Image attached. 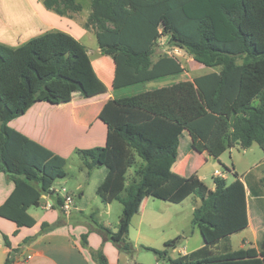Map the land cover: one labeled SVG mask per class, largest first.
Wrapping results in <instances>:
<instances>
[{
	"label": "trees",
	"instance_id": "1",
	"mask_svg": "<svg viewBox=\"0 0 264 264\" xmlns=\"http://www.w3.org/2000/svg\"><path fill=\"white\" fill-rule=\"evenodd\" d=\"M41 1L61 16L84 9L83 0ZM90 3L84 26L95 32L101 53L112 57L114 90L186 71L175 55L165 52L156 58L161 40L164 46L186 51L195 61L216 69L193 80L115 97L103 105L98 116L108 129L105 145L75 151L87 166L106 168L96 191L102 202L119 201L123 207L117 231L97 223L101 234L130 254L134 246L129 230L144 198L180 204L194 195L200 202L193 211L192 228L200 230L204 245L172 258L180 235L163 249H152L158 260L264 264V234L259 248L236 250L230 240L249 226L247 193L261 196L264 177L247 183L234 171L231 182L214 177L212 189L196 174L182 175L164 167L176 160L185 133L195 152L216 159L237 145L258 144L264 152V0ZM83 68L92 72L85 45L62 30L46 31L17 47L0 43V172L15 184L0 206V216L18 227L34 226L36 220L28 209L40 206L42 195L67 177L68 160L8 123L36 102L57 104L70 101L72 90L92 92L77 76ZM131 168L134 175L128 181ZM91 254L98 264H110L102 249ZM14 255L4 264H13Z\"/></svg>",
	"mask_w": 264,
	"mask_h": 264
},
{
	"label": "crops",
	"instance_id": "2",
	"mask_svg": "<svg viewBox=\"0 0 264 264\" xmlns=\"http://www.w3.org/2000/svg\"><path fill=\"white\" fill-rule=\"evenodd\" d=\"M84 24L82 25L73 16H61L47 9L41 0H0V43L11 47H17L31 38L51 30L68 32L79 41L82 35L81 26L85 28ZM101 55L103 54L101 53ZM90 63L93 74L98 79H103L102 75L94 70L91 58ZM158 82L160 83L159 80ZM158 82H149L148 84L150 85L148 86H153ZM165 85L167 84L161 81L159 87ZM124 93L126 92L122 89H112L107 92L97 93L88 92L87 94L72 90V98L70 101L57 104L46 101L36 102L23 115L12 119L8 124L10 127L45 146L54 153L68 158L75 154L76 149H87L105 145L108 129L107 125L99 119V112L109 99L123 96ZM187 136L191 140L188 134ZM179 147L177 149V155ZM192 152L195 151L193 150ZM192 154L193 153L184 154V157L187 158L188 165L193 158ZM202 154L208 155L207 152H203ZM174 163L175 161L171 162V164H173V169L177 172L178 169L181 168V163L177 166H175ZM234 171L237 172L235 167L229 172L233 173ZM184 172V175L188 176L187 166ZM224 172H226L225 178L228 179L229 172ZM106 174L107 171L105 170L104 173H102V180L105 178ZM196 175L205 182L206 176H200L198 173ZM213 176L216 177L214 174ZM241 179L243 180L242 177ZM56 183L61 184L58 181H56ZM99 184L96 186V191ZM208 186L214 189V185ZM14 188L15 184L11 178L5 172H0V206L9 198ZM76 188L81 189L80 196L83 199L85 197V191L82 185L79 184ZM249 196L250 192L248 191L247 207L249 226L247 228L253 226L248 202ZM146 198L150 199L153 197ZM44 202V199H42L40 206L28 209V212L36 220V223L32 227H18L14 221L0 216V264H4L6 259L12 254H15V261L13 264H98L91 254L92 250L98 249H102L110 264H147L137 260L138 258H134L131 253L120 251L110 239L105 238L101 234L99 226H97V223H99L107 227L105 223L96 220L87 222L85 219V206L79 205L76 202L75 208L71 213L65 214L60 207H54L52 209L44 207ZM114 202L115 201L108 204L102 203L105 205L104 208L107 214H111L113 208H117ZM151 206L153 207V203H151ZM95 207L96 209L90 213L91 217L94 215L99 216L101 212L100 207ZM139 210L134 216V218H139L138 227H134L133 218L129 230V240L136 247L138 243L147 245L145 242L147 230L143 229V226H145L144 215ZM151 213L152 214L148 215L149 218H152L151 225L158 224L159 226L166 222L164 221L166 219L160 216L159 213L155 211ZM120 217L121 215L119 216V221ZM119 221L117 222L118 224ZM260 223L262 227L261 233L264 234V221ZM118 224L117 226H112L110 229L114 232L117 231ZM44 225L45 230L43 231ZM148 225H150V223ZM196 229L198 228H192L194 234ZM253 232L255 242L244 238L242 247H260L263 236L259 239V232L255 229ZM27 239L29 240L24 242ZM203 245L204 242L199 243L195 248L189 250H187L185 246H177L171 251L170 255L172 258H176L179 255L190 253ZM17 248L19 252L15 253ZM174 253L177 255H173ZM29 255H31V257L27 259ZM19 258L25 260H18Z\"/></svg>",
	"mask_w": 264,
	"mask_h": 264
},
{
	"label": "rangeland",
	"instance_id": "3",
	"mask_svg": "<svg viewBox=\"0 0 264 264\" xmlns=\"http://www.w3.org/2000/svg\"><path fill=\"white\" fill-rule=\"evenodd\" d=\"M84 9L81 12L72 14V16L78 20L82 25L88 18L91 9L90 0H83ZM82 35L79 41L85 45L89 57L93 62L94 70L98 71L102 75L103 79H98L91 71L79 72L78 77H81L85 80L86 85L92 92H107L112 90L111 78L114 74V64L111 56H103L100 53V48L97 42L95 32L93 30L85 29L81 26ZM84 29V30H83ZM85 31V32H84ZM80 53L83 55V50L80 48ZM169 52L170 48L163 45V40L159 41L157 45L156 58L160 53ZM167 52V53H168ZM178 57L182 61L186 71L179 76L168 77L161 81H164L165 84H171L176 81L184 80H193L195 77L202 74L215 71V68L207 67L193 59V57L186 51L180 52ZM158 82V81H154ZM160 83L153 86H148L150 84H140L131 86L128 88H123L122 90L128 94H134L136 92H141L144 90L152 89L159 87ZM191 140L184 135L181 140L177 158L174 165L177 166L181 163V168L178 169V173L184 175L185 167H188V175L199 174L200 176H206L205 183L207 185L213 186V174L216 169L221 171H227L228 169L233 170V167L236 168L239 175L247 183H252L259 181L262 176H264V152L258 144L252 145L250 148H243L240 145L235 146L232 149H228L224 152L219 159H215L206 154H199L197 152H192ZM193 153V158L187 164V158L184 157V154ZM67 178H60L57 181L67 187L68 191H71L75 197V203L85 206V219L86 221L92 222V220L103 222L107 227L112 228V226H117L119 221V216L122 212V204L119 201H115L114 205L117 208H113L111 214H107L105 208L101 202V198L96 193V186L102 180V173L106 170L103 167H93L87 166L85 161L77 154H73L71 157L67 158ZM173 164L164 165L168 170L174 171ZM101 169V170H100ZM134 175V168H131L128 172V181ZM234 175L232 172L228 173V181H232ZM64 182V183H62ZM81 184L82 188L85 191V197L82 199L80 196L81 189H77L76 186ZM263 195L256 197L250 194L249 196V206H250V215L252 218V227L243 230L242 232L235 233L230 237L233 249H240L243 245V239H250L252 242H255L254 229L259 232V239L263 236L261 233L262 227L260 222L264 221V187ZM200 202V199L194 195L188 197L180 204H175L171 202H166L160 199L155 198H144L140 206L141 213L144 215L145 226L144 230H147L146 244L138 243L137 247L133 244V251L131 254L134 258L141 262L147 264H173L167 260L158 261V258L152 249H163L164 244L168 240H173L178 236H183L181 241L178 243L180 247H186L187 250L195 248L199 243L204 242V238L199 229L192 232V218L193 210L197 203ZM153 203V207L151 206ZM100 207L99 216L94 215L91 217L90 213ZM119 207V209H118ZM157 212L160 216L165 218L166 222L158 226V224L151 225L152 218H149L148 215L152 214L151 212ZM139 218L136 217L133 220L134 227H138ZM150 223V225H148ZM133 232V231H132ZM133 234V233H132ZM262 234V235H261ZM167 240V241H166ZM197 241V242H196ZM173 255H177L174 253ZM131 257V256H130Z\"/></svg>",
	"mask_w": 264,
	"mask_h": 264
},
{
	"label": "built area",
	"instance_id": "4",
	"mask_svg": "<svg viewBox=\"0 0 264 264\" xmlns=\"http://www.w3.org/2000/svg\"><path fill=\"white\" fill-rule=\"evenodd\" d=\"M183 50L179 48L170 49L168 52L171 55H175L178 57V54ZM216 177H226V172L216 169L214 172ZM42 199H44L43 206L49 209L54 207H60L65 214L71 213V211L75 208V197L71 191H68L67 187L61 184H53L50 189L42 195ZM31 255L27 256V259L30 258ZM25 260V259H18Z\"/></svg>",
	"mask_w": 264,
	"mask_h": 264
}]
</instances>
